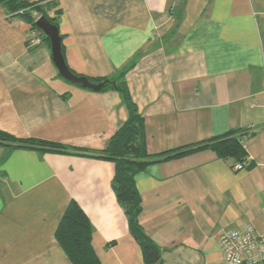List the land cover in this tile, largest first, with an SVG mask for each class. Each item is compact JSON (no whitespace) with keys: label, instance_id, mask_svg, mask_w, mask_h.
Wrapping results in <instances>:
<instances>
[{"label":"crops","instance_id":"1","mask_svg":"<svg viewBox=\"0 0 264 264\" xmlns=\"http://www.w3.org/2000/svg\"><path fill=\"white\" fill-rule=\"evenodd\" d=\"M26 1L54 3L46 10L75 74L126 84L150 154L245 134L244 170L202 149L136 175L160 264H223L222 231L263 229L264 0ZM128 116L118 89L66 81L51 43L0 2V130L96 152ZM114 175L113 162L90 155L0 144V264H72L56 238L72 200L101 264H146Z\"/></svg>","mask_w":264,"mask_h":264},{"label":"trees","instance_id":"2","mask_svg":"<svg viewBox=\"0 0 264 264\" xmlns=\"http://www.w3.org/2000/svg\"><path fill=\"white\" fill-rule=\"evenodd\" d=\"M7 9L15 15H21L32 24L33 30L44 35L36 26L33 13L46 16L58 26L57 17L47 13L48 5L41 2L26 0H0ZM60 11L57 10V16ZM59 28V27H58ZM46 40H50L45 37ZM64 54V46H63ZM94 80V79H91ZM96 79V82L104 81ZM119 90L129 109L125 123L110 138L103 150L91 152L84 148H73L61 143L40 139H22L0 130V144L9 147H35L44 151L63 154L90 155L95 158L111 161L115 164V175L112 182L118 202L125 210L129 223V231L142 248L146 264H160L162 261L159 245L147 234L140 221L142 213V198L136 186V175L153 163L181 157L202 149L213 150L220 158L232 159L235 163L243 162L250 165L248 153L244 144V133L237 130L213 137L198 144L181 147L176 150L158 154H150L145 141L144 119L133 102L130 92L124 82ZM115 88L107 86L103 89ZM234 163V164H235ZM93 226L81 206L72 200L67 206L56 230V238L67 254L72 264H101L93 247Z\"/></svg>","mask_w":264,"mask_h":264},{"label":"built area","instance_id":"3","mask_svg":"<svg viewBox=\"0 0 264 264\" xmlns=\"http://www.w3.org/2000/svg\"><path fill=\"white\" fill-rule=\"evenodd\" d=\"M34 38L32 44L40 42L36 35ZM245 168L243 162L234 164L236 171ZM220 246L223 264H264V227L257 230L251 223H246L243 229H226L220 235Z\"/></svg>","mask_w":264,"mask_h":264},{"label":"water","instance_id":"4","mask_svg":"<svg viewBox=\"0 0 264 264\" xmlns=\"http://www.w3.org/2000/svg\"><path fill=\"white\" fill-rule=\"evenodd\" d=\"M36 26L43 32L44 36L50 40L51 52L54 62L59 70L60 75L68 82L84 88H90L99 91L107 86L115 87L120 90L122 84L119 80L106 79L104 81L96 82L89 77L75 74L67 65L62 45V36L58 26L53 24L46 16H40L35 21Z\"/></svg>","mask_w":264,"mask_h":264}]
</instances>
